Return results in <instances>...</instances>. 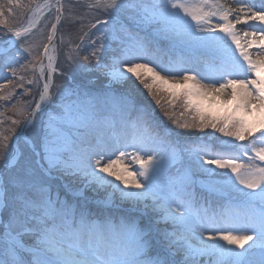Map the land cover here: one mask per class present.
<instances>
[{
    "label": "snow or ice",
    "instance_id": "6c2138e0",
    "mask_svg": "<svg viewBox=\"0 0 264 264\" xmlns=\"http://www.w3.org/2000/svg\"><path fill=\"white\" fill-rule=\"evenodd\" d=\"M234 2L238 7L220 3V0H158L154 4L136 0H93L87 7L97 9L105 17L89 22L90 28L102 33L97 36L100 43L90 55L68 57L70 67H86L80 61L90 63L96 59L97 52L105 46L104 41H118L121 55L114 57L110 65H101L96 59V66L107 69L112 82L138 81L158 105H161L158 88L168 85L173 99L179 96L184 110L192 115L189 122L173 119V115L165 111L164 115L177 128L185 131L211 128L230 138L221 142L223 150L207 144L193 150L202 171L226 170L231 184L242 186L236 188L245 198L242 208L218 216L209 209L193 211L186 201L170 199L163 188L154 187L153 180L164 162L161 147L173 133L155 124L151 114L130 92L120 97V105L136 116L131 142L119 148L103 141L96 147H85V142H78L72 131L88 126L87 106L62 104L61 109H54L56 116H49L42 145L32 142L31 157L24 163L19 157L10 158L7 152L10 136L19 139L30 127L37 138L40 136L35 122L38 113L39 118L44 115L42 106L54 105L57 99L67 95L87 93L80 84L55 85V95L52 91V74L58 69L51 42L57 25L64 19L63 0L56 2V22L47 37L49 43L43 45L47 65L39 55H32L29 46L25 51L31 61L28 65L21 64L20 69L13 66L20 63L18 56L9 53L18 43L15 38L30 34L37 21L28 27H15L10 25L9 18L15 16V8H27L35 15L41 5L36 0H29L26 5L21 0H0V25L3 26L0 41L8 45L0 50V57L10 73L5 77L6 83H0V92L15 80L21 83L14 87L23 88L25 77H18L17 72L27 67L33 70L29 84L36 83L37 76L45 78L39 101L33 107H17L19 101L12 105L24 118V127L19 132L16 128L10 129V135L0 131V253L3 254L0 264H246L243 258L254 247L264 252V0ZM43 7L51 11L53 6L45 3ZM214 17L218 18L216 23H213ZM237 25H243L245 30H238ZM145 26L177 42L210 50L214 53L211 66L201 70L183 67L186 61L182 58L167 63L150 59L151 45L147 36L140 35ZM8 33L11 36H7ZM85 37H88L87 32L82 33L81 41ZM97 40L90 39V42L96 44ZM253 47L259 49L255 58L248 51ZM60 75L66 76V73L61 71ZM180 88H183L182 93L177 91ZM210 94L213 100L217 98L215 94H224L227 103L234 106L223 115H206L204 105L194 97L207 98ZM11 95L9 91L8 96H0V99L8 100ZM169 106L174 108L173 101H169ZM20 123V120H12L13 125ZM37 148L41 150L36 151ZM127 148L134 151L130 154ZM106 152L110 154L106 156ZM129 155L131 162L139 165L138 176L127 168L118 167ZM68 177L75 178L81 186L65 182ZM89 189L107 192L105 203L121 213L119 229L130 237L131 243L107 258L97 254L94 259H88L81 255V248L69 259L64 250L50 243V237L65 228L79 234L85 228L102 232L105 227L89 221L82 208L81 199H86L85 191ZM190 215L200 221L198 243L194 244L179 228L169 232L159 227L160 221L169 220L184 226ZM157 216L159 219H155ZM107 227L113 231L117 228L111 220ZM221 241L231 247H225ZM249 241L252 243L245 248Z\"/></svg>",
    "mask_w": 264,
    "mask_h": 264
},
{
    "label": "rangeland",
    "instance_id": "374dc122",
    "mask_svg": "<svg viewBox=\"0 0 264 264\" xmlns=\"http://www.w3.org/2000/svg\"><path fill=\"white\" fill-rule=\"evenodd\" d=\"M40 1L43 0H36L37 3ZM28 2L29 0H21V3L25 5L28 4ZM92 2L93 0H63L65 5L64 19L57 25L55 38L51 42L52 46L55 47V52L52 54L55 56V65L58 69L56 73L52 74L53 94L55 95L57 91L55 85L63 84L75 86L76 84H80L85 86L84 91L87 95L83 92L80 95H67L66 97L57 99V102L54 105L42 106L41 111L44 112V115L42 118H39L40 114L38 113V120L35 122V128L40 130V136L37 138L33 128L30 127L29 131L27 130V136L29 139L21 140L19 143L18 149L20 152L18 151V154H20L19 158L21 163L26 162V160L31 157L32 142H39L42 145L44 133L48 131L47 122L49 116H56L57 112L54 111V109H61L62 104L76 107L87 106L88 111L86 116L88 117L89 122L92 121L99 125H105L112 130L115 126V120L119 121L122 127H128L129 131L127 133L130 135V139L128 141L121 139L119 143L123 144L131 142V138L134 133L132 123L135 121L136 116L134 113H129L124 110L120 105V97L130 92L136 97L139 104L146 108V110L151 114L155 124L168 128L173 133L170 140L161 147V154L164 157V162L161 166V170L156 176V179L153 180L154 187L163 188L164 193L167 194L170 199H182L186 201L191 205L192 209L193 204L203 198V200L209 204L210 208L208 205H202V210L209 209L215 213H218V207L220 204H218L210 194H212V190L219 191L221 194L228 197L227 205L229 207L232 209H241L242 202L245 198L236 191V188L242 186L232 185L229 181L228 175L225 174L226 170L216 169L214 174L219 173L220 176L202 171L199 167V161L196 159L193 152L198 145L204 144H207L216 150H223L220 147L221 142L230 138L223 137L221 133L211 128H206L203 131H199L198 129L185 131L177 128V126L168 119V116L164 115L165 111H167L170 115H173V119L187 120L189 122L192 120V115L184 110L183 101L179 98V96L173 99L170 95L168 85L158 88V93L161 97V105H163L162 107L161 105L156 104L153 97L148 94V90L145 89L138 81L130 80L124 83L112 82L110 77L106 74L107 69L96 66V59L100 61L101 65H110L114 57L121 55L118 41H104L105 46L97 52L96 59H93L90 63L82 60L80 61L81 64H86V67H70V62L68 60L70 55L74 58H82L85 55H90L97 49L100 43V41L97 40V36L102 35V33H98L96 32V29L90 28L89 22H95V19H103L105 17L104 14L99 12L97 9L87 7V5ZM136 2L154 4L157 3L158 0H136ZM69 5H71V8H69ZM32 7L34 8L35 4H33ZM31 11L32 10L27 8H15V16L9 18L10 25L20 27L29 17ZM69 12H71V16L69 15ZM47 13L48 14L43 18L41 24L29 35L22 37L15 48L11 49L9 54L17 55L20 61L19 64L13 65L17 69H20L21 64L28 65L29 61H31V56L25 51V48L29 46L32 47V55H39L45 64L43 45L49 43L47 37L51 34V25L56 22L55 17L57 13L55 6L52 8L51 12ZM81 17L83 19H80ZM2 31L3 26L0 25V32ZM83 32H87L88 37H85L83 41H81L80 37ZM93 33L96 34L93 35ZM140 35L141 37L147 36L152 48V54L149 58L156 60L157 62L163 61L167 63L170 60H180L182 58L188 63V60L185 57L186 54L191 53V56H193V50H204V48L196 45V48H194L192 45L187 43L177 42L172 37L159 34L146 26L144 30L140 32ZM7 36H11V33H8ZM89 38L91 40H97V43L92 44ZM4 43V41H0V48L4 45ZM175 50L176 54H172V51ZM166 54L167 58L164 57ZM192 60L193 58L191 59V62ZM3 64L4 60L0 57V83H6L5 77L10 76V73L3 67ZM38 71L39 68L37 67L36 72L38 73ZM45 71L46 73L48 72L47 69H45ZM61 71H64L66 76L62 77L60 75ZM21 75L25 77L22 82L24 85L23 88L14 87L15 84L21 83V81L15 80L13 85H9L3 92H0V96H8L9 91L12 92V95L8 100L0 99V121H2V123H0V131H3L4 135H10L9 130L12 128H16L17 132H19L23 123L24 118L13 109L12 105L17 104V101H19L17 107H33L35 103L39 101V94L43 89V81L45 80L43 77L37 76V82L33 84H29L27 82L29 79L33 78V70L31 67L18 70L17 76L19 77ZM177 91L182 93L183 88L177 89ZM218 99L219 102L214 103L208 102L204 98L200 99V97H194V100L199 101L204 105L206 115L208 113L223 115L225 110L234 106L228 104L227 101L222 102V99ZM169 101H173L174 108L169 106ZM45 109H47V111H45ZM182 112L184 113L183 116H181ZM12 120H20L21 123L19 125H13ZM72 135L78 142L84 141L85 147H96L94 143L100 141L98 136L89 130L88 126L81 127L79 131L73 129ZM15 140L17 139L10 136L7 142V152L10 157H12L14 153ZM29 142H31V146ZM244 143H247V141ZM40 150V148L36 149V151ZM126 150L130 154L134 151L133 148H127ZM188 166L192 169L199 170L202 177L205 178L206 185H201L203 188L201 192L204 193V191H206L205 193L208 195L199 194V188L196 192L194 189V177H192L191 173H189V170L187 169ZM118 167L121 169L127 168L129 172L136 173L138 176L137 169L139 168V165L131 162V155L128 156L124 163L118 165ZM128 179L131 180L132 177L128 176ZM68 181H71L75 187L81 186L80 182L75 180L73 177H68L65 182ZM110 190L111 189L108 191ZM106 196L107 192L103 189L99 191L89 189L85 191L86 199H81L82 208L89 221L96 225H105L102 232L94 228H85L79 234H76L65 228L60 233L50 237V243L64 250V253L65 247H71L79 251L83 248L81 233L87 237L89 243L92 242L93 236L99 238V245H104L106 242H110V234L115 233L116 239L121 246L125 247L129 245L131 243L130 237L119 229L121 213L111 204L105 203ZM148 203L150 204L151 200H149ZM141 207H143V205H141ZM148 211L151 214V209ZM229 213H232V210H230ZM105 219L108 220L105 222ZM155 219H159V217L157 216ZM109 220H111L113 225L117 226L116 230H109L107 227V222ZM159 227L169 232L173 231L174 228H179L181 232L192 238V242L194 244L198 243V232L201 230V227L199 218L195 215H190L187 224L184 226L173 224L172 221L169 220L167 222L160 221ZM209 231H211V229ZM194 233L197 235H193ZM208 234L209 233H205V235ZM221 243H224L225 247H231L223 241H221ZM251 243L252 242L249 241L248 244L245 245V248H247ZM236 250L238 252L243 251V249ZM84 251H86L85 248L82 253ZM65 257L67 258L66 253ZM0 258H3L2 253H0ZM177 259H180V257H177ZM243 259L246 261V264H261V261L264 260V252H262L259 247H254L245 255Z\"/></svg>",
    "mask_w": 264,
    "mask_h": 264
},
{
    "label": "bare ground",
    "instance_id": "6f19581e",
    "mask_svg": "<svg viewBox=\"0 0 264 264\" xmlns=\"http://www.w3.org/2000/svg\"><path fill=\"white\" fill-rule=\"evenodd\" d=\"M56 2H57V0H43V1H40L39 4L41 5V9L36 11L35 15H33V12L31 11L29 17L26 19V21L20 27H28L29 24L33 23V21H37V23L32 27L31 32L34 31L41 24V22L43 21V18L48 14L47 12H51V11L48 10L47 7H43L45 5V3H50L54 7L56 5ZM257 2H258V0H257ZM220 3L231 5L233 8L238 7V5L234 2V0H220ZM217 19L218 18L214 17L213 18V23H216ZM237 29L238 30H245L243 25H237ZM27 35H29V34H24L23 37H25ZM15 39L19 43V41L22 38H15ZM187 44L192 45L194 48H196V46L194 44H190V43H187ZM185 46H187V45H185ZM7 47H8V45L6 43H4V45L1 46L0 50H3L5 48H7ZM188 48H190V47H188ZM193 51H194L192 53L193 56H191V53H188V54L185 55L186 59L188 60V63L187 62L184 63L183 66H185L186 68H199L201 70H203L205 67L211 66V64H212V62L214 60V53L213 52H211L210 50H207V49H204V50H193ZM248 51L255 58V53L257 51H259V49H257L256 47H253V48L249 49ZM172 54H176V50L172 51ZM164 57L167 58V54ZM192 58H193V60L191 62ZM47 63H48V60H47V57H45V65H47ZM45 69H47V68H45ZM47 71H48V69H47ZM44 82H45V80L43 81V84H44ZM189 83H191V82H189ZM42 91H43V89H42ZM211 95H213V94H210L209 97H207V98L200 97V99L204 98L206 101L214 102V103L215 102H219L218 98L222 99L221 100L222 102L223 101H227V98H226V96L224 94H215L217 96V98L215 100H213L211 98ZM23 127H24V125H23ZM88 128H89L90 131L94 132L98 136V138L100 140L99 142L94 143V145H97L101 141H103V142H105L106 144H108L110 146L114 145L115 147L119 148L120 145H121V143H119V141L121 139L122 140H127V141L130 139V135H129V133H127L129 131L128 127L127 126L122 127L121 123L119 121H117V120H115V126L113 127L114 128L113 130L111 128H108L105 125H99V124H96V123H94L92 121L89 122ZM26 130H29V128L26 129ZM110 131L113 132V133H111ZM22 136L24 138H26L24 135H22ZM19 139L15 140V142H16L15 145L16 146L14 148V154H13L12 157H20V154H18V151H19L18 148H19V142H21V136L19 137ZM30 146H31V143H30ZM108 154H110V153L106 152V155H108ZM190 159H191V157H190ZM187 169L189 170V173H191L192 177H196L199 180V182L195 183L194 189L196 190V192H197V189L199 188V194L208 195L207 193H205L206 191H204V190H203L204 193L201 192V190L203 189L201 185H206V184H205V178L202 177L200 171L192 169L190 166H188ZM213 175H219V173L218 174H214L213 173ZM117 183H119V182L117 181ZM203 187H205V186H203ZM210 195L213 197L214 200L217 201L218 204H220V206L218 207V213H216L218 216L221 215V214H224V213H229L230 210H232V213H234V212H236L238 210V209H232L231 207H229L227 205L228 197L225 196L224 194H221L219 191L212 190V194H210ZM202 205H206V206L208 205L209 206V204L207 202H205L203 200V198H201L198 202L193 204V209L192 210L193 211L202 210V207H201ZM209 208H210V206H209ZM107 220L108 219H105V222ZM110 239H111L110 242H106V244H104V245H99L100 244V239L95 237V236H93L92 242L89 243L88 240H87V237L84 236L83 233H81L82 246H83V249L84 248L86 249V251H84L83 253L81 252V255L82 256H86L88 259H94L97 254H99L103 258H107L111 253L118 252L120 249L124 248V246H121L118 243V240L116 239V234L115 233L114 234H110ZM77 251L78 250H76L74 248H71V247H67L66 248L65 247V253H66L67 258H69V259L72 258L73 253L77 252Z\"/></svg>",
    "mask_w": 264,
    "mask_h": 264
}]
</instances>
